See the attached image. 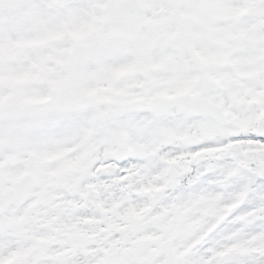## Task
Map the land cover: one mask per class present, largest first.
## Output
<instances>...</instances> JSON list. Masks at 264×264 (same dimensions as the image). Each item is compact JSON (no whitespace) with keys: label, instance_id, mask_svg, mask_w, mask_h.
I'll return each instance as SVG.
<instances>
[{"label":"snow or ice","instance_id":"1","mask_svg":"<svg viewBox=\"0 0 264 264\" xmlns=\"http://www.w3.org/2000/svg\"><path fill=\"white\" fill-rule=\"evenodd\" d=\"M0 264H264V0H0Z\"/></svg>","mask_w":264,"mask_h":264}]
</instances>
